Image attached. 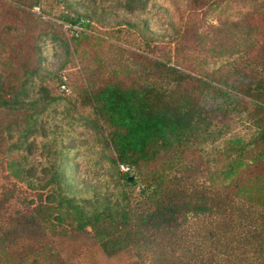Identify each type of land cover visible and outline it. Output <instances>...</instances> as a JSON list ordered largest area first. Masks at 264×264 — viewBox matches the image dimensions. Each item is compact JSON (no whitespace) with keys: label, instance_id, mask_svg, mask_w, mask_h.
<instances>
[{"label":"trees","instance_id":"obj_1","mask_svg":"<svg viewBox=\"0 0 264 264\" xmlns=\"http://www.w3.org/2000/svg\"><path fill=\"white\" fill-rule=\"evenodd\" d=\"M113 2L131 13L169 9L184 42L203 40L198 29L215 9L229 12L211 44V56L225 61L203 68L177 51L154 57L155 43L126 21L93 34L90 15L75 13L71 0H0V264H15L9 249L18 246L30 252L20 263L50 262L57 240L77 237H91L107 257L131 250L125 264H163L174 248L182 264H264V0ZM80 16L83 28L66 36ZM45 41L79 66L57 73L53 86L33 83ZM119 44L143 53L126 49L108 61ZM60 100L76 110L72 121L98 134L117 167L115 193L65 192L66 158L45 123ZM231 121L250 131L230 134ZM36 146L42 159L32 160ZM16 183L34 196L8 208Z\"/></svg>","mask_w":264,"mask_h":264},{"label":"rangeland","instance_id":"obj_2","mask_svg":"<svg viewBox=\"0 0 264 264\" xmlns=\"http://www.w3.org/2000/svg\"><path fill=\"white\" fill-rule=\"evenodd\" d=\"M71 1L72 9L75 13L90 15L88 21L90 26H93V29L91 28L90 30L93 34H102L101 31L115 27L117 22L126 21L136 24L140 33H143L145 37L150 38L155 43L156 47L152 52H149L154 57L163 58V53L165 52L164 54H169L168 56H171L172 59V55L176 54L177 51L178 56H185L187 63L190 65L203 68H214L225 61V56L217 58L211 56V44L218 42L223 36L221 31L226 27L224 21L226 17L228 18L229 12L215 9L211 15L204 18L198 29L204 36L203 40L198 42L195 38L192 39L190 37L189 41L184 42V40L176 41V29H178V26L183 27V24L176 21V15L172 14L169 9L165 10L166 8L147 4L144 9L131 13L117 6L113 2L114 0ZM34 11L37 12V8ZM238 17L239 15L232 16L233 19ZM86 22V17L80 16L79 24H74L70 27L71 30L67 31L65 35H70L71 32L76 34L77 31L83 28L82 24ZM62 27L66 31L65 28L69 26L65 23ZM142 41L143 38L134 32L132 42L137 44L140 50L146 52L145 47L141 48L143 46ZM119 47L112 52L108 51L106 54L108 61L114 62L123 59L124 50L126 49L143 53L123 44H119ZM62 49L61 45L48 41L41 43V54L44 60L38 76L33 80L34 84L39 81H45L53 86L56 83L55 75L57 73H73L75 70H79L76 61L73 59L70 63L68 56L63 53ZM170 62L173 61L171 60ZM128 63L132 64L130 59ZM58 90L64 95L71 93L70 88L65 84H61ZM75 112L76 110L69 102L60 100L50 106L45 120L47 129L52 128L53 131L47 134V138L55 137V142L52 144L59 147L61 154L66 158L65 192L75 196L115 193L117 186L114 176L117 167H114L104 156L106 153L104 148L98 143V134L93 129L80 124L77 120L74 119L72 121L70 119V116H75ZM230 131V134L246 136L250 129L245 121H231ZM35 141L38 146L42 143L38 136ZM39 152V148L36 146L32 160L42 159V154ZM16 184L18 187L16 197L9 201L8 208L20 207L19 200L23 196L27 199L34 196L24 185ZM191 225H195L194 221H191ZM56 244V249L58 250L56 257L47 262L41 259L40 256V259L34 264H125L133 256L131 250L125 249L107 257L100 251L98 245L91 237L57 240ZM35 247L32 248L34 254H36ZM9 251L15 264H24V262L20 263V261L30 254L26 246L10 248ZM169 252L171 253L167 254L163 259V264H182L176 260L175 248L173 250L170 249Z\"/></svg>","mask_w":264,"mask_h":264},{"label":"built area","instance_id":"obj_3","mask_svg":"<svg viewBox=\"0 0 264 264\" xmlns=\"http://www.w3.org/2000/svg\"><path fill=\"white\" fill-rule=\"evenodd\" d=\"M119 170L125 173L128 171V167L126 165L119 164Z\"/></svg>","mask_w":264,"mask_h":264}]
</instances>
